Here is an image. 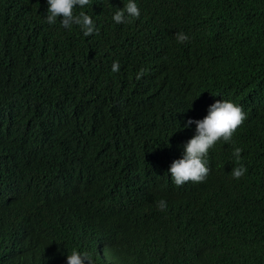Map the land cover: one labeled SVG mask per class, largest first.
Returning <instances> with one entry per match:
<instances>
[{
    "label": "trees",
    "instance_id": "1",
    "mask_svg": "<svg viewBox=\"0 0 264 264\" xmlns=\"http://www.w3.org/2000/svg\"><path fill=\"white\" fill-rule=\"evenodd\" d=\"M0 264H264V0H0Z\"/></svg>",
    "mask_w": 264,
    "mask_h": 264
}]
</instances>
